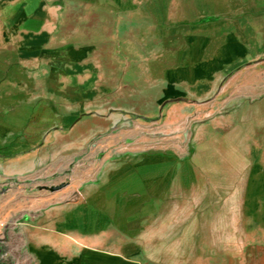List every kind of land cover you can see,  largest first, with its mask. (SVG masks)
<instances>
[{
    "label": "crops",
    "instance_id": "0c3cea01",
    "mask_svg": "<svg viewBox=\"0 0 264 264\" xmlns=\"http://www.w3.org/2000/svg\"><path fill=\"white\" fill-rule=\"evenodd\" d=\"M60 1L0 0V192L64 173L125 118L158 119L189 97L219 101L230 86H248L256 102L264 86V0H184V14L177 0ZM135 47L156 54L140 75L129 72ZM240 148L246 158L234 161L247 172L233 191L246 221L232 258L264 264V143ZM110 165L83 190L36 201L38 215L0 222V264L17 253L34 264H177L155 232L172 161Z\"/></svg>",
    "mask_w": 264,
    "mask_h": 264
},
{
    "label": "rangeland",
    "instance_id": "374dc122",
    "mask_svg": "<svg viewBox=\"0 0 264 264\" xmlns=\"http://www.w3.org/2000/svg\"><path fill=\"white\" fill-rule=\"evenodd\" d=\"M177 1L180 12L187 13L184 0ZM50 2L56 6L61 1ZM58 9L62 13V5ZM155 55L130 48L129 72H147ZM245 68L242 72H247ZM258 72L263 77V71ZM146 88L156 91L152 86ZM231 88L219 101L217 96L203 101L181 99L158 119L125 118L93 139L94 145L64 173L17 180L0 192V222L18 223L25 214L38 215L42 210L36 201L61 190H83L103 180L110 164L170 159L175 185L162 198L160 225L155 231L160 239L157 248L177 264H204L207 258L209 264H236L232 251H238V239L244 233L243 229L239 233L237 224L246 219L239 212L243 199L236 196L233 186L238 175L243 179L247 171L234 159L245 157L240 147L248 140L255 137L264 143V86L258 87L256 102H249L248 86H241L235 95ZM11 236L12 247L18 250L20 238L16 232ZM13 260L11 264H34L19 253Z\"/></svg>",
    "mask_w": 264,
    "mask_h": 264
},
{
    "label": "built area",
    "instance_id": "2783aa9c",
    "mask_svg": "<svg viewBox=\"0 0 264 264\" xmlns=\"http://www.w3.org/2000/svg\"><path fill=\"white\" fill-rule=\"evenodd\" d=\"M5 227L4 223H0V229H3Z\"/></svg>",
    "mask_w": 264,
    "mask_h": 264
}]
</instances>
